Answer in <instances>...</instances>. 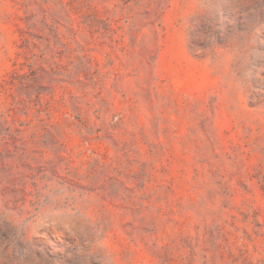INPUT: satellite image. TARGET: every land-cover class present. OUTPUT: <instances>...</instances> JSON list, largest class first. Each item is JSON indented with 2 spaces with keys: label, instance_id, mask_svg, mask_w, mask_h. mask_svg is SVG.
<instances>
[{
  "label": "rangeland",
  "instance_id": "rangeland-1",
  "mask_svg": "<svg viewBox=\"0 0 264 264\" xmlns=\"http://www.w3.org/2000/svg\"><path fill=\"white\" fill-rule=\"evenodd\" d=\"M0 264H264V0H0Z\"/></svg>",
  "mask_w": 264,
  "mask_h": 264
},
{
  "label": "clouds",
  "instance_id": "clouds-1",
  "mask_svg": "<svg viewBox=\"0 0 264 264\" xmlns=\"http://www.w3.org/2000/svg\"><path fill=\"white\" fill-rule=\"evenodd\" d=\"M247 36H252V35H247ZM247 36H246V37H247ZM246 37H245V39H246ZM245 39L242 40V41H237V43H238L239 45H243V44L245 43ZM254 52H255V49H254V47H253V39H252L251 44H250V48H249V49H246L247 58H248L249 55L253 54ZM245 64H246V63H245ZM245 64L242 65L241 70L244 68V65H245Z\"/></svg>",
  "mask_w": 264,
  "mask_h": 264
}]
</instances>
